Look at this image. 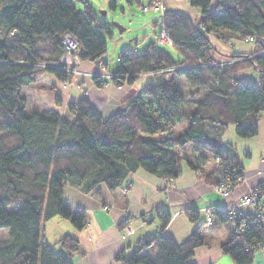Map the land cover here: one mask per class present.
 I'll return each mask as SVG.
<instances>
[{
  "label": "trees",
  "instance_id": "obj_1",
  "mask_svg": "<svg viewBox=\"0 0 264 264\" xmlns=\"http://www.w3.org/2000/svg\"><path fill=\"white\" fill-rule=\"evenodd\" d=\"M77 1L84 10L73 0H0V229L9 230L0 264H72L45 242L43 228L55 216L78 230L86 226L85 214L64 201L67 186L99 197L101 185L124 188L137 170L172 181L181 175L183 162L195 172L216 162L214 185L230 178L232 191L238 185L232 177L243 170L230 158L231 147L222 136L230 125L241 138L258 133L264 112V0H189L201 11L200 24L166 10L164 26L181 59L156 42L140 53L136 47L121 51L118 67L110 71L113 84L132 85L145 75L156 80L146 82L122 111L108 118L87 97L70 103L68 116L55 109L29 113L23 88L44 74L66 83L75 77L58 67L65 34L78 42L81 62L109 68L101 31L107 25L88 3ZM211 35L225 43L250 42L252 37L254 53L219 60ZM247 68L259 74L258 84L237 76ZM94 81L103 82L98 77ZM56 102L60 108L58 95ZM157 215L163 231L171 217L163 209ZM217 219L230 229L222 252L234 264H252L264 248L262 223L252 217L230 222L218 211ZM154 237L153 255L139 249L130 256L120 252L115 261L193 264L195 250L205 244L199 230L181 244L161 233ZM57 244L75 252L80 243L65 235Z\"/></svg>",
  "mask_w": 264,
  "mask_h": 264
},
{
  "label": "crops",
  "instance_id": "obj_2",
  "mask_svg": "<svg viewBox=\"0 0 264 264\" xmlns=\"http://www.w3.org/2000/svg\"><path fill=\"white\" fill-rule=\"evenodd\" d=\"M163 2L166 10L185 15L192 21H198L201 17V11L192 7L189 0H163ZM153 27L154 33H157L155 22ZM209 38L218 50V53L217 51L213 53H216L214 55L219 60L232 55L249 58L255 50V45L250 42L230 39L225 43L212 35ZM154 42H156L155 38ZM80 70L84 74L76 75L66 85L60 84V81L50 74H46L43 78L48 80L50 85L40 86L35 83L32 86L33 91L37 92L40 101L39 106L36 105L33 110H56L53 96L51 100L48 99L50 100L48 103L44 100L49 93L58 90L59 94L58 92L56 94L61 99V107L66 111V116L69 115L70 103L87 97L91 105L108 118L122 111L142 88L138 80L132 85L117 87L109 77L112 70L109 68L106 70L100 64L82 62ZM96 76L102 79L101 85L94 81L93 77ZM237 76L255 83L259 80V74L254 68L242 70ZM52 87L55 90L52 91ZM45 91L49 92L45 95ZM58 111H60L59 107ZM257 126L258 133L251 138L239 137L234 125H230L222 136V140L231 147L230 158L240 165L245 177L244 181L236 185L228 195L220 194L214 185L219 166L216 162L206 167L203 172H195L183 162L181 175L172 181L158 178L144 170H137L132 173L124 188L110 190L105 185H101L99 197L67 186L64 190V201L71 209L81 210L85 214L86 226L78 230L73 224L67 225L65 231L57 232L53 237H47L46 229L43 227L45 242L58 253L65 255L72 264H121L115 261L116 255L124 252L126 256H130L141 248L140 241L146 236L153 237L161 233L181 244L199 230L205 244L195 250L191 259L193 264H234L231 257L224 254L221 249V245L228 240L229 226L218 219L214 224L208 225L206 209L237 202L256 187L263 189L264 193V112L260 114ZM262 200L264 202V195ZM160 209L165 210L171 217L163 231L162 222L157 215ZM244 209L248 214L254 213L252 208ZM57 217L59 216L53 217L52 220H57ZM127 222L133 226L134 232L122 238V226ZM64 235L78 239L80 244L77 251L67 252L57 244ZM154 253V247L147 248L143 252L149 255ZM252 264H264V248L256 253Z\"/></svg>",
  "mask_w": 264,
  "mask_h": 264
},
{
  "label": "rangeland",
  "instance_id": "obj_3",
  "mask_svg": "<svg viewBox=\"0 0 264 264\" xmlns=\"http://www.w3.org/2000/svg\"><path fill=\"white\" fill-rule=\"evenodd\" d=\"M83 1L88 3V5L92 8V10L97 14L99 22L107 25V30H101V31L107 43V53L104 57V60L105 62L108 63V67L110 70H113L118 67L119 64L118 56L121 51L136 47L137 52L140 53L143 50H145L151 43L154 42V38H156L154 34H158V31L160 29L159 21L161 18V12L156 11L154 9H149L147 11L144 10V7L150 6L151 1L149 0H83ZM111 1L114 3V7L111 6ZM152 1H158V0H152ZM73 2L77 8H79L80 10H84L83 3L78 2L77 0H73ZM154 22L157 24L156 27L157 33H154L153 30ZM116 24L120 25L122 28L125 29L121 34L119 33ZM161 47L167 50L175 59H181L179 52L176 49H174V47L167 45L160 46V48ZM61 58L59 63L61 62ZM81 63L82 62L81 61L79 62L78 60L76 66H73L71 68V70H75L77 72L78 74L77 76L84 74V72L80 70ZM169 74L172 75L171 72ZM45 75L46 74H44L43 77H41V79L37 82L40 86L47 84L50 85V82L48 80L43 79ZM155 80L156 78L154 76L145 75V76H141L138 79V84L140 86H143L146 82L155 81ZM62 83L63 85H66L69 84L70 82L66 83L60 81V84ZM32 86H29V88L25 87L23 93L24 97L27 99L29 113L32 112L34 108L39 106V101H40L38 99L39 96L36 95L37 92L33 91ZM183 91L187 97L191 96L190 94L191 92L188 89H186L185 86H183ZM47 92L49 91H45L44 94L46 95ZM57 92L58 90H56L55 93L54 92L49 93L44 101L48 103L53 96L54 103L56 105L57 103L56 97L57 94H59V92L58 93ZM49 98L50 100H48ZM56 110H58L57 105H56ZM59 110L64 116H66V111L63 109V107L59 108ZM242 182H239L238 184ZM56 219L57 220L50 219L48 221L43 222V226L45 227L48 235L47 237H53L56 235L57 232H61L62 230L65 231L67 229V225H72L70 220L61 217H57ZM8 244H9V230L0 229V247L6 246ZM140 245H141V241H140ZM147 247L155 248V242L153 241V239L149 242L147 246L143 247L142 249L140 248V251H143L144 248L147 249Z\"/></svg>",
  "mask_w": 264,
  "mask_h": 264
},
{
  "label": "built area",
  "instance_id": "obj_4",
  "mask_svg": "<svg viewBox=\"0 0 264 264\" xmlns=\"http://www.w3.org/2000/svg\"><path fill=\"white\" fill-rule=\"evenodd\" d=\"M149 9H154L156 11L161 12V18L159 21L160 30L158 34L155 36L156 43L161 46H173L174 42L169 37L165 26H164V3L163 0L151 1L150 6L144 7V10L147 11ZM250 42L254 41V38L249 39ZM264 42V39L262 40ZM61 44L64 48V55L61 58V62L58 63V67L61 69H66L73 74H77L75 70H71L73 66H76L79 60V45L75 38H73L70 34H65L62 38ZM80 62V60H79ZM220 67L224 66V63L219 64ZM111 78L112 75H109ZM258 84V82L256 83ZM237 183L242 182L244 180V174L239 175L235 173L232 177ZM233 180L228 178L225 182L216 186V190L223 195H228L231 192V187L233 184ZM264 193L261 188H255L250 193L243 196L237 202L232 204L223 206V207H209L206 209L207 218L206 223L208 225H212L215 223L216 212H220L225 215L226 219L230 222H240L246 217L256 218L260 221V223L264 222V202L262 200ZM244 208H252L254 210L253 214H248L245 212ZM243 225L239 228L243 229ZM134 232L133 226L127 222L122 226V238H126L130 236ZM153 236H146L141 240V249L149 244V242L154 239ZM153 245V244H152ZM148 248V247H147ZM146 248L143 249L145 251ZM143 251H140L142 253Z\"/></svg>",
  "mask_w": 264,
  "mask_h": 264
},
{
  "label": "water",
  "instance_id": "obj_5",
  "mask_svg": "<svg viewBox=\"0 0 264 264\" xmlns=\"http://www.w3.org/2000/svg\"><path fill=\"white\" fill-rule=\"evenodd\" d=\"M104 14H105V12H104ZM202 20H203V17H201V18L199 19L198 24H200ZM116 27L118 28L120 34L125 30L124 28H122V27H121L120 25H118V24H116Z\"/></svg>",
  "mask_w": 264,
  "mask_h": 264
}]
</instances>
